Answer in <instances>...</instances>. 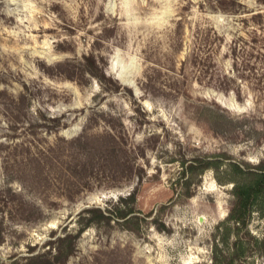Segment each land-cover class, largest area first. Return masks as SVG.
<instances>
[{"label":"rangeland","instance_id":"rangeland-1","mask_svg":"<svg viewBox=\"0 0 264 264\" xmlns=\"http://www.w3.org/2000/svg\"><path fill=\"white\" fill-rule=\"evenodd\" d=\"M204 157L264 158V0H0V264H264Z\"/></svg>","mask_w":264,"mask_h":264},{"label":"trees","instance_id":"trees-1","mask_svg":"<svg viewBox=\"0 0 264 264\" xmlns=\"http://www.w3.org/2000/svg\"><path fill=\"white\" fill-rule=\"evenodd\" d=\"M86 57V70H89V72L93 75L100 76L103 80L107 79V73H105L104 68L100 66L98 61L95 59L96 57L93 55H87ZM65 64L67 68L71 69V61H67ZM54 68L56 67L53 66L51 70ZM199 161L200 164H192V162H190L187 166L183 167V174L190 171L192 168L198 169V171H200L199 173H203L209 167L219 169L222 164L225 163L223 158L209 159L208 157H204V159H200ZM196 165L198 167H196ZM225 165L228 166V169L233 174L238 176V179H232V182H234L232 192L234 194L235 201L228 215V219L231 220V222H236L237 224H244L246 223L248 216L255 210L262 211V214L264 215V158L259 164L255 165H251L249 163L244 164L237 161H229L225 163ZM136 199L137 196L134 191L130 193L128 197H121L119 202L123 206H116L117 210H119V212H117L118 217L126 218L128 215L134 213L135 208L130 207L129 202L134 203L136 202ZM85 210L93 213L98 211L100 213V217L113 216L114 210L116 211V209L112 210L111 208L105 210L101 208H88ZM135 218H137V216L132 214L129 218H127L128 220H126V222H132ZM93 222L94 220L88 218V221L79 232H83V229L86 226L91 225ZM76 237L77 235L74 236V238L71 237L69 241H67L69 238L67 235L60 237L57 241V246H55L56 251H54V254L50 255V257H48V254L46 253L43 255L33 256L26 264H31L30 262L32 260H35V262H37L36 264H59L61 262H65L75 251ZM14 264L18 263L15 262Z\"/></svg>","mask_w":264,"mask_h":264}]
</instances>
